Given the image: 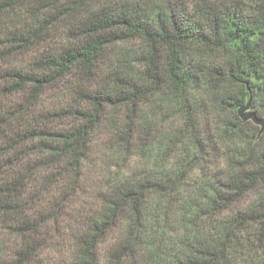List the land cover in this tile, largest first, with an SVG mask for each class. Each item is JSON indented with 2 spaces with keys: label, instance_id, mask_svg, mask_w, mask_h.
Listing matches in <instances>:
<instances>
[{
  "label": "trees",
  "instance_id": "obj_1",
  "mask_svg": "<svg viewBox=\"0 0 264 264\" xmlns=\"http://www.w3.org/2000/svg\"><path fill=\"white\" fill-rule=\"evenodd\" d=\"M249 101L264 0H0V264H264Z\"/></svg>",
  "mask_w": 264,
  "mask_h": 264
},
{
  "label": "water",
  "instance_id": "obj_2",
  "mask_svg": "<svg viewBox=\"0 0 264 264\" xmlns=\"http://www.w3.org/2000/svg\"><path fill=\"white\" fill-rule=\"evenodd\" d=\"M238 114L242 121L244 122H253L255 125L260 127L259 137L264 134V109L262 116H259L256 112L252 110L251 101L249 103L240 108Z\"/></svg>",
  "mask_w": 264,
  "mask_h": 264
},
{
  "label": "rangeland",
  "instance_id": "obj_3",
  "mask_svg": "<svg viewBox=\"0 0 264 264\" xmlns=\"http://www.w3.org/2000/svg\"><path fill=\"white\" fill-rule=\"evenodd\" d=\"M176 119L177 118H174L173 120H172V122H169L170 123V126H172L175 122H176ZM99 156V154H97V157ZM134 161H136V158H134ZM96 162L97 163H100L99 162V160L97 159L96 160ZM113 170H116V168L115 167H113ZM99 169L98 168H96L95 169V172H93V170H91V172L89 173V178H97V177H99ZM107 245L105 244V246H102V253H103V248H105ZM61 251H63V250H61ZM60 251V252H61Z\"/></svg>",
  "mask_w": 264,
  "mask_h": 264
}]
</instances>
